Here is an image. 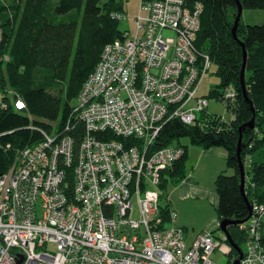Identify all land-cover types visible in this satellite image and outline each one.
Listing matches in <instances>:
<instances>
[{"label":"built area","instance_id":"obj_1","mask_svg":"<svg viewBox=\"0 0 264 264\" xmlns=\"http://www.w3.org/2000/svg\"><path fill=\"white\" fill-rule=\"evenodd\" d=\"M140 3L135 33L105 47L81 88L76 110L86 134L78 153L71 137L45 135L15 151L0 174V264H16L19 254L20 264H216V249L233 250L219 221L218 234L206 227L187 243L175 212L164 218L159 205L161 173L184 148L154 147L158 132L173 118L198 121L207 106L197 89L209 64L193 46L201 4L190 11L183 0ZM104 131L123 138L92 135ZM263 212L251 207L238 264H264Z\"/></svg>","mask_w":264,"mask_h":264},{"label":"trees","instance_id":"obj_2","mask_svg":"<svg viewBox=\"0 0 264 264\" xmlns=\"http://www.w3.org/2000/svg\"><path fill=\"white\" fill-rule=\"evenodd\" d=\"M125 2L0 0V85L4 94L0 101V174L12 162L15 151L43 141L45 135L55 137V141H60L64 134L71 137L72 153H78L86 134L85 122L76 110L81 88L95 72L105 47L124 39L125 33H135V18L141 3L138 0L135 18H132L133 30L121 31L119 21L126 19ZM183 2L190 11L197 3L201 4L193 46L202 55L200 60H206L209 65L200 83L214 66L219 84L210 89L208 96L225 102L230 117L209 113L208 99L202 96L207 106L199 120L190 125L176 118L167 120L153 146H168L180 137H187L192 144L202 147H224L226 169L214 180L216 220H242L249 214L248 203L264 209V0ZM238 4L242 6V13L244 10L250 13L247 22L241 14L234 34L232 27ZM119 13L121 16L117 17ZM8 92L11 96H7ZM18 99L24 108H17ZM72 100L75 102L71 103ZM2 104L6 107L2 108ZM252 116L253 128H245L241 136L244 144L239 153L244 166L242 193L238 127ZM92 135L97 139L123 138L105 131ZM181 146L183 156L161 173V190L185 175L186 147ZM73 166L72 163L65 171L66 194H72ZM160 212L167 218L168 207H161ZM263 218L264 212L258 227L262 243ZM248 219L228 226L231 238L241 249ZM226 256L230 264L238 254L233 249Z\"/></svg>","mask_w":264,"mask_h":264},{"label":"rangeland","instance_id":"obj_3","mask_svg":"<svg viewBox=\"0 0 264 264\" xmlns=\"http://www.w3.org/2000/svg\"><path fill=\"white\" fill-rule=\"evenodd\" d=\"M137 4L138 0H126L125 2V9L124 13L126 16L125 20L119 21V30H133V21L132 18H135V14L137 11ZM250 13V10H244L242 13V20L244 22L248 21V14ZM163 35L166 37H172L174 34L172 31L165 30L163 31ZM7 59V58H5ZM219 84V78L215 74V67L212 66L208 73L203 77L199 89H198V95L206 96L208 99V106L207 111L212 114L216 115H223L226 117H230V112L226 108V103L222 100L216 98V97H209L208 93L210 89L214 86H217ZM3 90L0 85V101H2L3 97ZM7 96H11V93L8 92ZM75 100H72L71 103H74ZM173 144H181L183 146L191 147L192 143L189 141L187 137H180L179 140H176ZM11 163V161H10ZM10 165V164H9ZM9 167V166H8ZM189 167L187 168V171H189ZM201 174H206L207 172H200ZM203 177H202V183H203ZM201 183V184H202ZM213 186V184L211 183ZM175 186H169L163 188V190L160 189V200L159 205L164 207L167 206L168 210H171L175 212L176 214V221L175 225L182 227L184 226L186 229V241L187 243L192 239L194 234L192 232L197 233L198 230L201 228L202 224L206 223V227H212L214 229V233L218 234V229L214 227V222L218 217L217 214V201H214V203L207 197L203 195H197L196 197L190 195L186 198L180 197V191L174 190ZM185 192V190H184ZM217 200V198H216ZM161 210V208H160ZM214 218L209 219L208 217ZM216 218V219H215ZM178 224V225H177ZM182 225V226H180ZM204 226V227H205ZM183 228V227H182ZM184 229V228H183ZM205 228H202V230ZM28 230L37 232V228L30 227ZM243 247V246H242ZM19 256H22L19 254ZM211 258L215 261L216 264H229L228 256H226L220 249H216L212 255Z\"/></svg>","mask_w":264,"mask_h":264},{"label":"crops","instance_id":"obj_4","mask_svg":"<svg viewBox=\"0 0 264 264\" xmlns=\"http://www.w3.org/2000/svg\"><path fill=\"white\" fill-rule=\"evenodd\" d=\"M226 158L227 151L222 146L202 147L195 144H192L191 147L186 146L185 175L180 181L168 185L175 186L174 190L180 191L181 198H186L190 195L194 197H196L197 195H203L209 198L214 203V201H217V194L214 189V180L220 172L226 169ZM188 167L190 169L189 171H187ZM201 171L207 173L201 174ZM202 177L204 178L203 183ZM211 183L213 184V186L211 185ZM209 219H214L211 217V214L210 217H208V220ZM217 221L218 220H215V222ZM206 224L207 222L202 224L197 233L192 232L194 234L192 239L202 231V228H206ZM182 227L185 230V237H187L186 229L184 226ZM262 231L264 245V223Z\"/></svg>","mask_w":264,"mask_h":264},{"label":"water","instance_id":"obj_5","mask_svg":"<svg viewBox=\"0 0 264 264\" xmlns=\"http://www.w3.org/2000/svg\"><path fill=\"white\" fill-rule=\"evenodd\" d=\"M241 14H242V6L240 4H238V8H237V11L236 13L234 14V23H233V27H232V31L233 33L235 34V30H236V27L238 25V22L240 20V17H241ZM244 73V64L241 68V76L243 75ZM253 122H254V118L252 116V118L247 121L246 123L240 125L238 127V131H239V138H238V142H237V155H238V159H239V166H240V189H241V192L243 193L244 192V166L240 160V156H239V153H240V150L241 148L243 147V142L241 141V136H242V132L245 130V128H253ZM248 203V202H247ZM248 209H249V214L246 218L242 219V220H235V219H222L220 222H219V227H220V230L225 234L226 238H227V241L228 243L231 245V247L237 252L238 254V257H236L232 264H238L239 263V260L242 256V249L233 241V239L231 238L230 236V233L228 231V226L230 225H239L243 222H245L249 215H250V212H251V206L250 204L248 203ZM22 261V256H20L17 261H16V264H20Z\"/></svg>","mask_w":264,"mask_h":264}]
</instances>
